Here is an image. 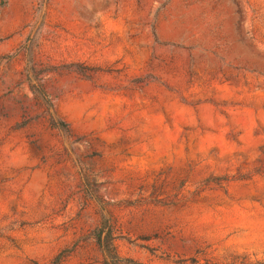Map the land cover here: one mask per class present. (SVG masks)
Instances as JSON below:
<instances>
[{
  "label": "rangeland",
  "instance_id": "374dc122",
  "mask_svg": "<svg viewBox=\"0 0 264 264\" xmlns=\"http://www.w3.org/2000/svg\"><path fill=\"white\" fill-rule=\"evenodd\" d=\"M104 226L264 264V0H0V264H106Z\"/></svg>",
  "mask_w": 264,
  "mask_h": 264
},
{
  "label": "trees",
  "instance_id": "16d2710c",
  "mask_svg": "<svg viewBox=\"0 0 264 264\" xmlns=\"http://www.w3.org/2000/svg\"><path fill=\"white\" fill-rule=\"evenodd\" d=\"M32 89L34 90V92H37L43 97H45V91L43 90L41 86H39L38 88L32 86ZM52 125L58 129H64L68 126L66 122L62 120H55V119L52 120ZM95 237H96V240H97V243L100 249L102 250L106 258V264H126V263L138 264L134 262L133 260L128 259V258H123L118 254L116 245H115L114 236H113L112 229L110 226L108 228L105 226L100 227L98 231L96 232Z\"/></svg>",
  "mask_w": 264,
  "mask_h": 264
}]
</instances>
